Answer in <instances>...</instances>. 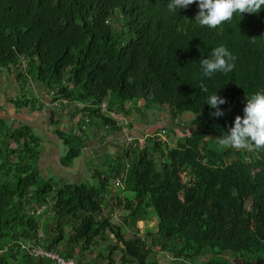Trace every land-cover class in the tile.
<instances>
[{"label": "trees", "instance_id": "obj_1", "mask_svg": "<svg viewBox=\"0 0 264 264\" xmlns=\"http://www.w3.org/2000/svg\"><path fill=\"white\" fill-rule=\"evenodd\" d=\"M166 4L0 0V69H14L18 80L39 81L48 91L57 88L53 99L79 101L75 108L87 128L95 121L119 129L125 126L110 113L129 120L158 105L172 121L163 130L176 137L163 150L156 135L142 146L136 139L104 161L106 170H92L94 183L55 187L41 174L42 138L32 125L0 118V264H59L34 255L29 245L81 263L102 243L108 254L100 255L109 260L120 249L122 264H166L156 258L162 251L169 264H264V147L220 142L243 115L246 94L264 88V8L209 28L191 20L196 2L177 15ZM218 44L234 54L235 67L206 77L199 59ZM202 82L226 97L223 115L210 114ZM20 95L13 99L18 108L36 106ZM102 103L108 112H101ZM175 123L189 129L176 136ZM55 133L68 147L61 163L70 165L81 138L59 127ZM159 150L162 163L153 154ZM115 184L122 189L113 197ZM37 205L46 206L49 220L32 212ZM116 209L123 211L120 224L112 222ZM152 216L156 229L139 233L137 222ZM126 229L134 235L127 238Z\"/></svg>", "mask_w": 264, "mask_h": 264}, {"label": "crops", "instance_id": "obj_2", "mask_svg": "<svg viewBox=\"0 0 264 264\" xmlns=\"http://www.w3.org/2000/svg\"><path fill=\"white\" fill-rule=\"evenodd\" d=\"M12 71L14 78L13 81L10 82V87L8 89L6 86L9 84L7 81L10 79L7 77H9L8 75L10 72L7 69H0V118H11L16 120V114H22L20 109L26 108V112L24 113H26L28 116V123H30L32 127L36 126L46 135V143H44L45 140L43 139L41 141L43 149L38 164L40 170L46 167L51 168L50 172L47 173L46 176L52 179V183L54 182L55 184L58 183V185H62L70 182H83L88 175L92 176V168L86 167V163L94 162L97 165L102 166L105 160H112L117 155L121 154L128 146V134H131L136 139H138L141 145L142 142L146 143V141H149L152 135L162 131L165 125L171 126L172 121L169 119V114L166 113V111L163 112L159 110L160 119L155 117L158 120L153 118L149 120L144 119L139 113V115L132 113V115H130L131 119H129V123L130 121L132 122V124L130 123L131 127L133 125L132 128L123 127L112 130L109 128L107 129L105 125L101 126V124L98 123L97 126L91 130V132H88L87 134L84 133L85 135L81 139L80 144V155L74 158L70 165H63L61 163V156L63 154L60 147H62L63 144L66 145V143L58 137V135L55 133V130L56 128L60 127V129L68 133L70 128L74 127V125L77 126L80 124L81 120L79 123L77 121L82 117V112L76 111L77 109L75 108V105H79V101H70L69 105H66L60 112H54L57 109H54L50 103L51 96L48 89L44 88V86L39 81H36L35 84L37 86L32 94L34 95L33 100H35L36 106H32L33 103H31V106L28 105L27 107L23 106L18 108L13 102V99L16 98L17 95L16 97L14 96V98H12V94H15V86L21 81L17 79V72L13 69ZM30 82L28 81V84ZM40 94H43V96L39 98L38 95ZM42 101L45 102V105L43 106L40 105ZM71 103H73L71 105L72 108L70 106ZM6 107L9 109H6ZM68 109H71L70 112ZM151 114H154L155 116L157 115L156 112ZM163 114L166 115V118L162 117ZM57 119L60 120V123L55 124ZM20 120L26 122L22 119ZM188 127L189 126L187 123H183L181 125L175 123L176 136H181L183 134L182 130H188ZM73 130L74 128H72V132ZM104 169L106 170V166H104ZM56 177L61 179L63 182L56 181Z\"/></svg>", "mask_w": 264, "mask_h": 264}, {"label": "clouds", "instance_id": "obj_3", "mask_svg": "<svg viewBox=\"0 0 264 264\" xmlns=\"http://www.w3.org/2000/svg\"><path fill=\"white\" fill-rule=\"evenodd\" d=\"M194 2L198 4L199 11L191 20L209 28H216L222 22L231 20L234 14L242 18L245 12L259 13L264 8V0H167L166 7L177 15L180 9ZM234 61V54L224 44L212 47L207 56L199 59L206 77H212L217 72H230L235 67ZM218 89L209 91L202 82V90L208 93L204 104L209 106L213 116L224 114L220 105L226 103V97L220 95ZM245 98L243 115L235 116L229 129L222 133L220 142L235 149L248 148L250 145L264 147V88L246 94Z\"/></svg>", "mask_w": 264, "mask_h": 264}, {"label": "rangeland", "instance_id": "obj_4", "mask_svg": "<svg viewBox=\"0 0 264 264\" xmlns=\"http://www.w3.org/2000/svg\"><path fill=\"white\" fill-rule=\"evenodd\" d=\"M14 70V69H13ZM15 71V70H14ZM5 72V71H4ZM10 73H9V77H7L8 79H10L9 81H7V82H9V84H7V86H6V88L8 87V89H9V87H10V82H12L13 81V78H14V75H13V71H9ZM16 79V78H15ZM36 83V82H35ZM35 83H32V82H30L29 84H28V82L27 83H24L23 81H21V82H18V84L15 86V94H12V98H14V96L16 97V95L17 96H20V94L21 93H25L27 96H29V99L30 100H32L33 98H32V94H33V92H34V90H35V88H36V84ZM5 88V89H6ZM37 93V92H36ZM35 94V93H34ZM43 96V94H40V95H38V97L40 98V97H42ZM73 103H71L70 104V106L72 105ZM142 104V103H141ZM30 106H31V102H30V104H29ZM143 106V105H142ZM156 107H155V109L154 110H147V113H146V115H143V114H140V115H142V118H144V119H151V118H153V119H156L155 117H157L158 119H160V112L159 111H163V112H165V108L163 109V107H161V106H158V105H155ZM70 108V107H69ZM71 108H72V106H71ZM6 109H9L8 107H6ZM21 111H22V114L20 113V114H16V120H20V119H22V120H24V121H26V122H28L29 120H28V116H27V114L26 113H24V112H26V108H22V109H20ZM23 110H25V111H23ZM27 110H30V109H27ZM70 110L71 109H69V112H70ZM159 110V111H158ZM153 112H156V116L154 115V114H151V113H153ZM136 114H138L137 112H135ZM25 114V115H24ZM122 114V113H121ZM139 115V114H138ZM162 117L163 118H166V115H162ZM143 119V120H144ZM158 119H156V120H158ZM80 121V119H78V121L77 122H79ZM16 125H19V123L18 122H16L15 123ZM56 124V123H55ZM130 124V123H129ZM128 124V122H125V123H123L122 125H124V126H130ZM131 124H132V122H131ZM80 126H81V124H78L77 126H75L74 125V127H72V128H74V130H73V132H72V128H70L69 129V131H68V134L69 135H77V136H79L81 139L83 138V136L85 135V134H87L88 132H91V130L93 129V128H95L96 126H97V124L96 123H91L89 126H88V129H86V130H83L82 132H80L79 131V129H80ZM132 127H133V125H132ZM131 127V128H132ZM60 128V127H59ZM178 128V127H177ZM33 129H34V132L35 133H37L43 140H45V142L44 143H46V135H45V133L43 132V131H40L39 130V128H37L36 126H33ZM85 133V134H84ZM155 135H156V137L160 140V141H162L163 143V147L161 148L162 150L165 148V144H164V141H166V140H168L167 142L169 143V145H174L175 144V142H176V137H174V134L173 133H171V132H169L168 134H166V130H162V131H159V132H157V133H155ZM168 135V136H167ZM169 135H170V137H169ZM147 138V137H146ZM169 138V139H168ZM170 138H172V139H170ZM148 139V138H147ZM142 142V141H141ZM143 143V144H142ZM141 143V145H144L145 144V142H142ZM148 143V141H146V144ZM80 146V145H79ZM129 148H131V147H129ZM60 149H62V156H64L65 154H66V151H67V149H68V147L65 145V144H63V146L62 147H60ZM154 155H155V157L157 158V160H158V163H162L163 161H162V156H161V150H159V151H155L154 153H153ZM86 167H88V168H92L91 170H93V169H95V168H104V165H97L96 163H94V162H87L86 163ZM50 167H46V168H44V169H42V170H40L41 171V174H42V176L44 177V178H49V177H47L46 175H47V173H49L50 172ZM56 181H61V182H63L61 179H59L58 177H56ZM94 178L92 177V176H87V178H86V181L85 182H89V183H94ZM60 183V182H59ZM58 185V183L57 184H55L54 182H53V186H57ZM121 188V185H115V189H116V191H115V189H112V195L111 196H113L114 197V195L116 194V192L118 191V188ZM122 189V188H121ZM121 189H119V190H121ZM115 202V201H114ZM247 206L250 208V206H251V201L250 200H247ZM46 210V209H45ZM42 211L41 213L43 214L42 216H41V219L43 220V221H45V219L47 220H49L50 219V217H51V213L50 212H46V211ZM108 211H107V209H105L104 208V213H107ZM122 213H123V211L121 210V209H116V210H114V214L112 215V222L113 223H116V224H120V220L119 219H121L122 218ZM40 216V215H39ZM137 226L139 227V233H141V234H146L147 233V231H149V230H155L156 229V218L154 217V216H152V218L151 219H147V220H139L138 222H137ZM43 230H44V227H43ZM42 230V231H43ZM133 229H130V230H127L126 229V237L128 238V237H132L134 234H133V231H132ZM104 243H102V245H100L99 247H97L95 250H93V251H91V252H87L85 255H84V257H83V261L81 262V264H107L108 263V261H111V260H114V262L113 263H111V264H122L121 263V256H122V251L120 250V249H118V250H116L115 252H113L112 253V255H111V258L108 260V258L107 259H105V258H103L101 255H100V253H104V255L106 256V254H108V250L105 248V245H103ZM157 250H159V248L157 247ZM76 251H78V250H76ZM166 253L165 252H159V253H157V255H156V258H157V260L159 261V262H162V263H166V264H169V261L171 260V259H169V257L168 256H166L165 255ZM76 261V260H75Z\"/></svg>", "mask_w": 264, "mask_h": 264}, {"label": "built area", "instance_id": "obj_5", "mask_svg": "<svg viewBox=\"0 0 264 264\" xmlns=\"http://www.w3.org/2000/svg\"><path fill=\"white\" fill-rule=\"evenodd\" d=\"M65 83V81H64ZM56 91H57V88H53L49 91V94L51 96V99L52 100H55L53 101L52 103V106L54 108H57L58 106L60 105H69L70 101L68 98L66 97H58V98H55L53 99L54 96H56ZM50 99V101L52 102V100ZM81 103L79 102V105ZM69 110V109H68ZM109 110L107 109V104L106 103H102L101 104V112L105 113V112H108ZM111 117L115 120H117V124H123L125 122H128L129 123V120H127V117L121 113H117V112H112L110 113ZM83 116V115H82ZM87 120V119H86ZM79 123V122H78ZM80 129L79 131L82 132L83 130L87 129L86 127V124L85 123H81L80 121ZM125 127H128L125 126ZM107 128H109V125H107ZM123 128V127H122ZM136 138L131 135V134H128L127 135V142H128V145H132V146H135L136 145V142H135ZM46 209V206L45 205H37L34 207V209H32V212H35L37 214H40L42 211H44ZM27 248L36 256H47V257H50L54 260H56L59 264H81L79 262H76L75 260L73 259H69V260H66L64 259L63 257L59 256L58 254L54 253V252H51V251H46L44 248L40 247V246H27Z\"/></svg>", "mask_w": 264, "mask_h": 264}]
</instances>
